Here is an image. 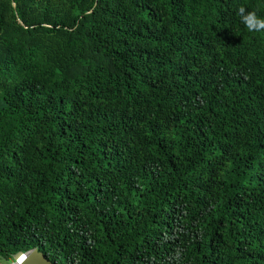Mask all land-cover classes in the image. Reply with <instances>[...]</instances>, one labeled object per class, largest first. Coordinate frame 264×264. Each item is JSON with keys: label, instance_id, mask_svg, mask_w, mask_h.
<instances>
[{"label": "trees", "instance_id": "1", "mask_svg": "<svg viewBox=\"0 0 264 264\" xmlns=\"http://www.w3.org/2000/svg\"><path fill=\"white\" fill-rule=\"evenodd\" d=\"M264 0H0V259L264 264Z\"/></svg>", "mask_w": 264, "mask_h": 264}, {"label": "water", "instance_id": "2", "mask_svg": "<svg viewBox=\"0 0 264 264\" xmlns=\"http://www.w3.org/2000/svg\"><path fill=\"white\" fill-rule=\"evenodd\" d=\"M12 260L14 264H52L36 248L26 252H18L13 255Z\"/></svg>", "mask_w": 264, "mask_h": 264}, {"label": "clouds", "instance_id": "3", "mask_svg": "<svg viewBox=\"0 0 264 264\" xmlns=\"http://www.w3.org/2000/svg\"><path fill=\"white\" fill-rule=\"evenodd\" d=\"M237 15L249 31H264V19L258 18L254 11L249 12L245 6L241 5L237 11Z\"/></svg>", "mask_w": 264, "mask_h": 264}, {"label": "rangeland", "instance_id": "4", "mask_svg": "<svg viewBox=\"0 0 264 264\" xmlns=\"http://www.w3.org/2000/svg\"><path fill=\"white\" fill-rule=\"evenodd\" d=\"M0 264H14V261L12 259L7 261L0 259Z\"/></svg>", "mask_w": 264, "mask_h": 264}]
</instances>
